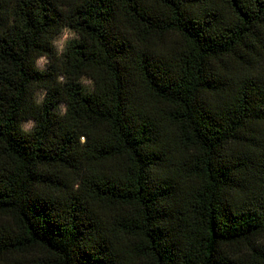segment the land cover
Listing matches in <instances>:
<instances>
[{"label": "trees", "instance_id": "obj_1", "mask_svg": "<svg viewBox=\"0 0 264 264\" xmlns=\"http://www.w3.org/2000/svg\"><path fill=\"white\" fill-rule=\"evenodd\" d=\"M0 264H264V0H0Z\"/></svg>", "mask_w": 264, "mask_h": 264}, {"label": "rangeland", "instance_id": "obj_2", "mask_svg": "<svg viewBox=\"0 0 264 264\" xmlns=\"http://www.w3.org/2000/svg\"><path fill=\"white\" fill-rule=\"evenodd\" d=\"M76 38V34L72 32L68 28H64L62 32L55 38L54 40V47L58 53V57L61 54V52L64 50L65 46L67 45L68 42L74 40ZM49 60L46 57H41L37 60L36 65L38 69L40 70H46ZM83 84L88 88L91 89V84L88 80L83 79ZM44 96V91L42 89H38L36 91V99L37 101H41V99ZM59 107L61 110H63L62 104H59ZM33 125V120L27 121L24 123V128L26 130H30Z\"/></svg>", "mask_w": 264, "mask_h": 264}]
</instances>
